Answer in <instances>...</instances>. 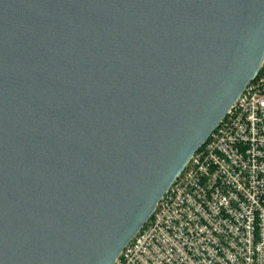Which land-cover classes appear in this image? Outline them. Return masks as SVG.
Listing matches in <instances>:
<instances>
[{"label": "water", "instance_id": "water-1", "mask_svg": "<svg viewBox=\"0 0 264 264\" xmlns=\"http://www.w3.org/2000/svg\"><path fill=\"white\" fill-rule=\"evenodd\" d=\"M263 62L264 0H0V264H114Z\"/></svg>", "mask_w": 264, "mask_h": 264}, {"label": "built area", "instance_id": "built-area-1", "mask_svg": "<svg viewBox=\"0 0 264 264\" xmlns=\"http://www.w3.org/2000/svg\"><path fill=\"white\" fill-rule=\"evenodd\" d=\"M114 264H264V62Z\"/></svg>", "mask_w": 264, "mask_h": 264}]
</instances>
